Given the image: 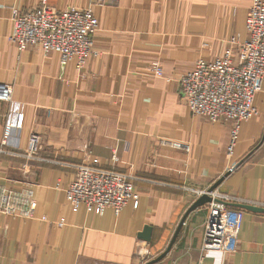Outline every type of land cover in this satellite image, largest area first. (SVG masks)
Here are the masks:
<instances>
[{"label":"crops","instance_id":"0c3cea01","mask_svg":"<svg viewBox=\"0 0 264 264\" xmlns=\"http://www.w3.org/2000/svg\"><path fill=\"white\" fill-rule=\"evenodd\" d=\"M42 2L56 11L90 10L98 54L78 67L54 52L11 45L12 10ZM251 2L0 0V84L12 88V103L0 101V142L15 104L24 115L19 150L36 135L43 159L23 171V158L10 149L0 154V186L30 187L36 200L32 219L0 214V264H137L136 247L145 242L149 262L165 252L185 216L156 264H264V213L243 210L237 253L205 255L208 203L187 214L199 199L192 191L209 190L221 178L215 190L236 205L264 207V84L254 100L257 116L240 125L231 155V123L192 115L179 87L198 61L234 52L246 40ZM154 63L162 68L159 78ZM91 159L132 177L137 207L131 200L118 215L106 209L96 216L84 206L72 211L65 190L76 167ZM145 231L149 241L140 238Z\"/></svg>","mask_w":264,"mask_h":264},{"label":"built area","instance_id":"2783aa9c","mask_svg":"<svg viewBox=\"0 0 264 264\" xmlns=\"http://www.w3.org/2000/svg\"><path fill=\"white\" fill-rule=\"evenodd\" d=\"M11 14L12 31L8 40L20 52L29 47H38L44 54H59L63 63L76 60L78 67H82L89 57L98 54L93 41L97 21L90 10L72 7L56 11L42 2L33 10L21 12L13 9ZM151 71L156 78L163 73L158 63L151 65ZM263 84L264 0H252L246 18V40L236 45L234 52H228L213 61L200 60L192 71L182 74L179 79L180 96L192 115L211 123H231V155L238 140L240 125L257 116L254 100ZM0 101L12 103L11 86L0 84ZM23 124L24 115L14 104L5 124L0 154L8 153L6 149L12 150L9 154L25 160L22 166L25 171L30 164L43 162V159L39 155L41 147L36 135L29 137L23 152L19 150ZM175 146L179 147L178 144ZM113 161L117 162L118 159L114 157ZM131 181L130 175L101 169L98 160L91 159L76 167L75 178L65 190L66 201L73 212L84 206L96 216H101L106 209H112L118 215L131 200H134V207H137ZM192 192L197 198H210L201 253H237L244 211L230 209L227 205L240 202L217 190ZM35 208L36 200L30 187L14 190L0 186L1 215L32 219ZM63 223L60 220L59 226ZM150 255L146 242L137 245V264H146Z\"/></svg>","mask_w":264,"mask_h":264},{"label":"water","instance_id":"95a60500","mask_svg":"<svg viewBox=\"0 0 264 264\" xmlns=\"http://www.w3.org/2000/svg\"><path fill=\"white\" fill-rule=\"evenodd\" d=\"M234 169V168H233ZM227 176V175H226ZM223 181V178H221V180H219L213 187H211L209 189V191H213L215 189H217V187L219 186V184ZM210 202V198L207 197V196H203L201 198H199L194 204L193 206L188 210L187 214H189L190 212H192L193 210L197 209L198 207H201L207 203ZM228 206H231V207H235V208H238V209H241V210H246V211H249V212H254V213H264V209L262 208H258V207H253V206H250V205H247V204H234V205H228ZM186 214V215H187ZM186 216L183 218L179 228L177 229V231L175 232L170 244L168 245L167 249L165 250L164 253H162L159 257L149 261L148 263L146 264H156L158 262H160L164 257L167 256V254L170 252L175 240H176V237L179 233V230H180V227L181 225L183 224L184 220H185ZM148 232H144L140 238L143 239L144 241H149V235H147Z\"/></svg>","mask_w":264,"mask_h":264},{"label":"rangeland","instance_id":"374dc122","mask_svg":"<svg viewBox=\"0 0 264 264\" xmlns=\"http://www.w3.org/2000/svg\"><path fill=\"white\" fill-rule=\"evenodd\" d=\"M178 251H176V253H172V255H171V257H169L171 260H172V258L174 259V258H176L177 256H178V253H177Z\"/></svg>","mask_w":264,"mask_h":264}]
</instances>
